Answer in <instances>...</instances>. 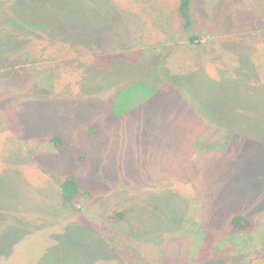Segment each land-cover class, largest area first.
Returning <instances> with one entry per match:
<instances>
[{"label":"rangeland","instance_id":"obj_1","mask_svg":"<svg viewBox=\"0 0 264 264\" xmlns=\"http://www.w3.org/2000/svg\"><path fill=\"white\" fill-rule=\"evenodd\" d=\"M179 4L0 0V264L56 256L58 223L123 261L264 264V0H192L189 30ZM172 45L205 67L184 87L155 61Z\"/></svg>","mask_w":264,"mask_h":264},{"label":"trees","instance_id":"obj_2","mask_svg":"<svg viewBox=\"0 0 264 264\" xmlns=\"http://www.w3.org/2000/svg\"><path fill=\"white\" fill-rule=\"evenodd\" d=\"M191 4L192 0H180L179 4V14L183 21V26L186 29H190L192 27V13H191ZM190 44L196 45L200 42L199 36H192L189 39ZM261 43L264 44V39H261ZM175 47V45H172ZM169 48V47H168ZM259 48V47H258ZM165 49V48H156V50ZM264 49V47H263ZM155 48L153 51H156ZM163 55H159V57L155 60L157 63L160 62L162 65V71L160 76L164 77L167 82H170L171 85H174L170 79V77H177L176 82L178 86L184 87V85L192 78V75L195 73L194 71H199L201 69H205L203 66H198L196 64L195 68L190 67L189 65H185V68H177L174 65L173 61H178L179 58L182 60L184 57L180 54V52L175 50L171 52V49H166L165 52H162ZM160 60V61H158ZM187 66V67H186ZM197 67L201 69H196ZM196 71V72H197ZM261 80V76L259 79H256V84ZM162 81V80H161ZM167 83L165 84V86ZM165 86L163 88H165ZM176 86V88H179ZM116 100L115 102L117 101ZM210 107V106H209ZM207 106V108H209ZM213 107V106H212ZM211 108V107H210ZM211 111V110H210ZM51 142L54 146L60 151L63 152V139L60 136H53L51 138ZM60 192L61 196L67 203H73L79 198L83 193L81 191V187L78 181V178L69 174L61 183H60ZM87 215V213L85 212ZM89 218V216H87ZM112 219L120 220L123 218L122 213H116V215H111ZM227 224L229 227L238 233L249 230L253 227L254 221L248 217L243 215H233L229 218ZM68 226V227H67ZM80 225L72 224L71 226L68 223H58L52 226H49L48 229L51 231L53 235V239L50 241L52 253L56 256L49 258L45 257V255L41 254L39 261L40 264H83L88 259L92 260V264H139L138 258L133 260L129 259L123 261L121 258H117L114 256V251L119 252V247L123 246L121 239L118 238L117 242H114L113 239L110 240L109 244H112L110 247H107L108 243H104L102 239L96 237V234L93 232V229L90 227H86L80 230ZM81 232V235L78 234ZM83 235V236H82ZM62 236V237H61ZM59 237V238H58ZM26 239V237H25ZM124 247V246H123ZM109 248V250H108ZM126 250V248L124 247ZM123 249V250H124ZM127 252V251H125ZM137 253V252H132ZM106 254V255H105ZM111 254V255H109ZM230 252L225 254V257L229 256ZM119 257V256H118ZM221 258L222 255L217 254L216 250L213 252V258ZM44 258V259H43ZM90 260L87 264L90 263Z\"/></svg>","mask_w":264,"mask_h":264}]
</instances>
